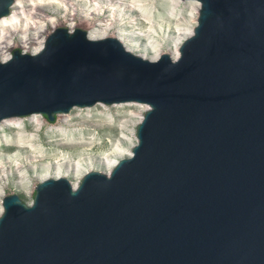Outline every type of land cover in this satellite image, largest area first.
Returning <instances> with one entry per match:
<instances>
[{
  "label": "water",
  "instance_id": "95a60500",
  "mask_svg": "<svg viewBox=\"0 0 264 264\" xmlns=\"http://www.w3.org/2000/svg\"><path fill=\"white\" fill-rule=\"evenodd\" d=\"M186 1L199 11L175 60L56 29L0 62V121L148 108L108 175L2 199L0 264H264V0Z\"/></svg>",
  "mask_w": 264,
  "mask_h": 264
},
{
  "label": "bare ground",
  "instance_id": "6f19581e",
  "mask_svg": "<svg viewBox=\"0 0 264 264\" xmlns=\"http://www.w3.org/2000/svg\"><path fill=\"white\" fill-rule=\"evenodd\" d=\"M150 1L152 0H14L6 18H0V30H5L4 33L0 34V52L7 48L11 42V47L15 46L13 40L17 36H20V39L17 40L18 43H32L35 45L34 39L31 35H36L39 37L40 41L35 45L37 48L33 54H37L43 48L46 36L50 32L56 30L57 27L63 23L71 22L75 23V26L69 28V32L77 26L84 25L86 30L91 32L86 33L90 40L114 38L122 44L127 52L148 61H156L163 54L162 44H156V46H144L138 44L135 40L130 39L121 31L115 34H109L112 30L111 28H113L116 23L119 24L118 26H123L131 21L130 19L126 20L127 17H125V14L127 13L130 15L135 14L136 12L140 13L139 15L132 17L138 18V22H134L135 24L140 21H144L146 24H151L152 20H149L147 15H143L144 13L141 9L143 4L149 3ZM169 1L172 2V8L174 11L180 9L185 2L192 3L191 15L189 22H187L191 24V29L182 33L179 25L176 24V33H178L176 36L177 39L174 41V44L167 49L168 53H164L172 56V59L175 60L179 55L180 44L184 39L191 35L196 24L199 4L195 1L186 0ZM3 22L4 24H1ZM103 26H107V28L103 29ZM151 27H154L153 30L151 28L149 29L153 36L162 35V37H164L166 32L169 34L172 30L169 23L156 24ZM6 30L8 31L6 32ZM100 31H102V33H100ZM128 45L132 48H129ZM9 59L10 56H7L6 58L1 59L0 62H6ZM129 104L132 105L136 103L115 104L110 106L122 107L128 106ZM97 105L104 108L103 111L99 112V116H105V112L107 111L105 105ZM144 107L146 110L148 109L147 106ZM90 108L91 107H86L84 110L89 111ZM85 115L89 116L90 113L87 112ZM56 116L54 125L50 126L48 130L51 128L62 130L63 126H72L69 124L73 119L71 113L58 114ZM74 116L80 117V114ZM141 119L142 117L135 122H132L130 125L134 127L129 133V136H131L133 140H136L135 127L140 123ZM28 121L33 127L31 133H26L23 130L22 117H14L0 121V135L3 136V134H5L10 128L16 129L14 140L5 138V136L0 140V190L2 191L4 188H7L6 186L12 184L11 181H6L10 176L8 173H11L12 178L17 176L15 179L18 180L19 183L15 184V189L22 188L25 190H28L27 183L32 180L37 184L42 183L47 179L58 180L60 177L68 180L69 176L73 173L76 181L75 183H69L72 188L75 189L84 174L88 172H97L94 170H97L96 168H98L97 165L99 164L104 168V171H101L100 173L108 175L123 155L121 140H118L111 148V151L103 158H93L91 156H85V154H80L76 157H70L60 153L47 155L42 149H36L37 145L36 140L34 139V135H37V133L40 132L46 124V120L40 114H32L29 115ZM121 136L127 139L128 135L122 134ZM62 140L65 141L63 145L77 149H92L94 141L92 139L88 142L75 143L69 142L67 139ZM98 144L102 147V143ZM134 145L135 142H132L131 148ZM12 168L15 171L11 170ZM31 193L32 192L30 191V194ZM3 198V194L0 193V200ZM1 213L2 207L0 205V215Z\"/></svg>",
  "mask_w": 264,
  "mask_h": 264
},
{
  "label": "rangeland",
  "instance_id": "374dc122",
  "mask_svg": "<svg viewBox=\"0 0 264 264\" xmlns=\"http://www.w3.org/2000/svg\"><path fill=\"white\" fill-rule=\"evenodd\" d=\"M191 7H192V3L185 2L180 9L174 11L172 8V2H170L169 0H152L149 3L143 4L141 8L144 13L143 15H147L149 17V20H152L151 24H146V22L144 21H140L139 23L135 24L134 22L136 21L138 22V18L137 17L132 18V17H135L140 13L136 12L135 14L132 15L127 13L125 14V17H127L126 20L130 19L131 21L123 26H118L119 24L116 23L113 26V28H111L112 30L109 32V34H115L121 31L123 32L124 35H126L130 39L135 40L138 44L144 46H150V45L156 46V44H162V53L163 54L168 53L167 49L170 48L174 44V41H176L177 39L176 36L178 35V33H176L177 31L176 24L179 25V28L181 29L182 33H184L185 31H189L191 29V24L187 23L189 22V18L191 15ZM162 23H169L170 27H172L171 32L169 34L168 32H166L164 37H162V35L153 36L149 31L150 28L152 30L154 29V27L151 26H155L156 24L158 25ZM1 24H4V22ZM74 26L75 23L67 22L58 26L57 29H66L67 31H69V28ZM102 28L105 29L107 28V26H103ZM76 29L85 31L86 33H91L90 31L86 30L84 25L77 26L71 32H73ZM4 31H5L4 29H1L0 34L4 33ZM7 31L8 30H6V32ZM52 32H50L49 34H51ZM100 33H102V31H100ZM19 37L20 36H17L13 40V42H15V46L11 47V43H12L11 42L7 48L3 49V51L0 52V60L6 58L7 56L11 57L12 53L16 50L25 54L34 53L35 49L37 48V46L35 45H37V43H39L40 41L39 37L36 35H31V37H33L34 39L35 45L32 43L31 44L18 43L17 40L20 39ZM128 47L132 48L130 47V45H128ZM136 53L139 54L138 52ZM170 57L172 59V56ZM105 107L107 109V111L105 112V116H99V112L103 111L104 108L100 107L97 104L91 107L89 111L84 110L85 108L71 109L67 114L71 113V115H73L72 116L73 119L69 122V124H71L72 126H63L62 130H56L53 128L48 130L50 126L54 125L57 116H55L54 121L49 122L45 118V116L41 115L46 120V124L43 126L40 132L37 133V135H34V139L36 140V145H37L36 149L37 150L42 149L43 151H45L47 155L60 153L66 156L76 157L80 154L82 155L85 154V156H91L93 158H97V157L103 158L111 151L113 145L118 140H121V145H122L121 148L123 151V155L121 158L128 157L131 149V143L132 142L136 143V140H133V138L129 136L131 130L134 129V127L130 125L132 122H135L137 119L143 116L142 114L143 112L146 111V108L144 107V105H140V104H132V105L129 104L128 106H122V107H118V106L111 107L105 105ZM87 112L90 113L89 116L85 115ZM77 114H80V117L74 116ZM28 117L29 116H22L23 118L22 128L26 133H31L33 131V127L28 121ZM15 130L16 129L14 128H10L5 132V134H3V136L0 135V140L3 139L4 136L5 138L14 140L16 133ZM122 134H127L128 135L127 139L123 138L121 136ZM62 139H67L69 142H75V143L88 142L92 139L94 141H93L92 149H87V148L77 149L63 145L65 141ZM98 143H102V147H100ZM97 166H98V168H96L97 170L94 171L97 172L104 171V168L102 167L101 164ZM11 170L15 171L13 168ZM8 174L10 176L6 181L8 182L11 181L12 184L6 186L7 188H4L3 191L0 190V193H2L4 197L10 194H15L24 204L30 205L32 203L33 190L37 183L34 180L27 183L28 190L22 188L15 189V184L19 183L18 180L15 179L17 176L12 178L11 173ZM68 181L75 183L76 178L73 173L69 176ZM30 191L32 192L31 194ZM1 201L2 200H0V205H1Z\"/></svg>",
  "mask_w": 264,
  "mask_h": 264
}]
</instances>
